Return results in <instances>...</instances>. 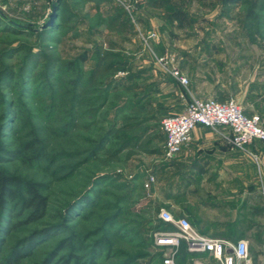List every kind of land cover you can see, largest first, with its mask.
<instances>
[{
    "label": "rangeland",
    "instance_id": "1",
    "mask_svg": "<svg viewBox=\"0 0 264 264\" xmlns=\"http://www.w3.org/2000/svg\"><path fill=\"white\" fill-rule=\"evenodd\" d=\"M53 1L0 0V61L18 69L26 58L22 44L55 59L51 71H45L41 59L31 75L0 81V170L41 183L50 200L43 220L18 229L13 225L25 219L23 209L0 210V264L18 239L60 223L75 201L66 228L22 264H43L67 236L73 246L56 260L73 253L82 264H161L165 250L157 245L156 233L163 229V194L146 186L155 175L156 156L125 158L123 152L120 161L104 162L105 149L116 144L111 131L130 103L141 101L153 117L148 134L160 154L165 140L161 120L183 111L194 96L223 95L264 120V0H132V27L121 32L104 21L118 12L114 0H62L59 5L55 0L54 20L44 27ZM251 6L259 15L256 24L247 14ZM179 7L189 23L179 25L172 18ZM150 31L157 36L147 43L142 34ZM99 42L114 47L122 67L85 92ZM85 51L87 60L80 57ZM163 53L188 76L186 84L157 60ZM62 59L72 60L71 67L61 68L57 62ZM83 195L95 205L82 207ZM98 241L102 246H96ZM260 245L257 238L251 242L255 264L260 263Z\"/></svg>",
    "mask_w": 264,
    "mask_h": 264
},
{
    "label": "crops",
    "instance_id": "2",
    "mask_svg": "<svg viewBox=\"0 0 264 264\" xmlns=\"http://www.w3.org/2000/svg\"><path fill=\"white\" fill-rule=\"evenodd\" d=\"M228 133L225 127L197 125L192 140L174 158L164 155L166 135L162 153L131 158L156 156L151 184L163 194L162 208L189 218L208 237L246 238L250 244L257 238L261 244L258 264H264V141L255 139L248 146L257 153L256 162L248 152L229 144ZM199 256L205 258L208 253Z\"/></svg>",
    "mask_w": 264,
    "mask_h": 264
},
{
    "label": "trees",
    "instance_id": "3",
    "mask_svg": "<svg viewBox=\"0 0 264 264\" xmlns=\"http://www.w3.org/2000/svg\"><path fill=\"white\" fill-rule=\"evenodd\" d=\"M114 1L117 4L115 7L118 12L116 14L110 13L104 21L110 30L120 32L126 31L132 27V24L128 23L129 21L131 22L132 17L122 4H120L117 0ZM229 1L235 3L240 0ZM61 2L62 0H59L57 4L59 5ZM254 9L255 8L251 6L247 14L249 17L251 16L253 18V23L256 24L257 20H259V15ZM171 16L179 22V25H183L184 23H189L191 21L188 13L183 7L173 9ZM43 37H46V32L43 33ZM262 37L264 39V34H262ZM22 45L21 49L26 50L25 61L18 67V69L14 68L11 64H3L2 61H0V81L14 80L22 78L24 75H31L33 71L32 69L39 65L41 59H44L43 66L44 69L46 68L45 71L52 70L55 60L52 56L44 54L41 51H34L32 47H28L27 44ZM113 48L114 47L112 45L105 46L103 42H99L97 44L95 48L96 61L86 76V82L83 88L85 92H88V90L93 89L94 87H100L107 78L116 75L121 69L122 64L116 56ZM80 57L83 60H87L89 58L86 51L81 53ZM57 63L61 68H66L71 67L72 60L62 59ZM42 73L43 72L41 71L39 74ZM217 98L218 99L216 100L219 101L226 99L223 95H218ZM245 113L252 115L247 112ZM151 119H153V117L148 115V107L146 104L141 101L130 103L127 111L122 114L119 125L113 127L111 131L112 135L116 137V144L105 149L104 162L109 163L120 161V155L123 152H126L125 158H131L133 155L139 153H157L158 149L153 147L152 135L148 134L151 127L147 126V122ZM30 146H32V143L27 144V147ZM92 192L99 196L98 190H93ZM88 196L89 195H83L81 198L82 203H84V205L81 204L82 207L95 205V201H93L92 197L90 198ZM75 202L67 208V214H65L64 219L60 223L31 230L29 233L18 239L11 251L6 255L5 259H3L2 264H22V261L25 258L33 255L35 248L41 245L43 241L48 239L50 236H53L56 232H60L62 229L66 228L67 222L70 221V218H72L75 214ZM15 206H20V209L22 208L24 211L23 214H25L24 220L18 221L13 225L18 229L24 224L36 223L43 220L48 215L50 210V200L47 193H45V190H43V185L41 183H29L21 177L10 175L0 170V210L5 213L11 207ZM113 220L114 219L110 220V218H108V221L113 222ZM161 222L163 229H173L172 225L167 224L162 220ZM6 229L7 227H4L3 230L5 231ZM72 242L73 240L70 236L61 240L59 245L54 250L52 249L49 255L43 260V264H72L73 262L74 264H82L81 258L77 257L73 253L70 256L69 254L62 255L58 260H56L61 250L73 246ZM98 245L102 246V243L100 241L96 242V246ZM1 248L2 246L0 245V250ZM162 249L165 250L164 248ZM191 256L192 254L186 251L185 244H183L180 256L181 260L186 262ZM90 264H93L92 260ZM161 264H164L163 259Z\"/></svg>",
    "mask_w": 264,
    "mask_h": 264
},
{
    "label": "built area",
    "instance_id": "4",
    "mask_svg": "<svg viewBox=\"0 0 264 264\" xmlns=\"http://www.w3.org/2000/svg\"><path fill=\"white\" fill-rule=\"evenodd\" d=\"M134 18L132 0H117ZM157 36L156 31L142 34L149 43ZM157 60L167 68L182 83L189 81L188 76L178 67L171 64L167 53L157 54ZM197 125H205L212 129L225 127L229 129L227 139L229 144L245 150L258 162L257 153L248 150L255 140L264 141V120L258 114L248 115L234 100L219 101L209 97L194 96L185 109L164 117L161 129L166 135L164 155L167 159L174 158L181 148L192 140L193 129ZM154 181L150 175L146 186ZM159 217L162 221L173 226V229H163L156 233V243L165 249L164 264H255L251 255V244L246 238L231 241L223 238H213L197 230L189 218L176 216L168 208H161ZM192 256L186 261L181 260L182 245ZM208 253L207 257L199 255Z\"/></svg>",
    "mask_w": 264,
    "mask_h": 264
},
{
    "label": "water",
    "instance_id": "5",
    "mask_svg": "<svg viewBox=\"0 0 264 264\" xmlns=\"http://www.w3.org/2000/svg\"><path fill=\"white\" fill-rule=\"evenodd\" d=\"M56 11H57V4H56V1L54 0L53 3H52V12L50 13L49 18L47 19V21L43 24L44 27L47 26V25L52 24V22L54 20V17L56 15Z\"/></svg>",
    "mask_w": 264,
    "mask_h": 264
}]
</instances>
